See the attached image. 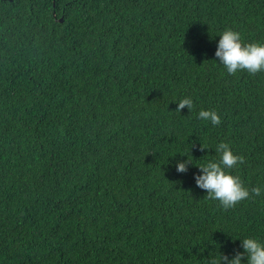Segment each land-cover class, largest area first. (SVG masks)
Masks as SVG:
<instances>
[{
	"label": "trees",
	"instance_id": "16d2710c",
	"mask_svg": "<svg viewBox=\"0 0 264 264\" xmlns=\"http://www.w3.org/2000/svg\"><path fill=\"white\" fill-rule=\"evenodd\" d=\"M229 29L264 45V0H0V264H208L264 242V191L225 211L195 182L225 142L264 189V72L228 74Z\"/></svg>",
	"mask_w": 264,
	"mask_h": 264
},
{
	"label": "clouds",
	"instance_id": "9594fccd",
	"mask_svg": "<svg viewBox=\"0 0 264 264\" xmlns=\"http://www.w3.org/2000/svg\"><path fill=\"white\" fill-rule=\"evenodd\" d=\"M215 56L230 75H235L238 71H247L250 75L264 72V45L242 43L238 31L229 29L222 33ZM185 107L189 111L194 107L190 97L178 102L176 112H180ZM198 116L199 119L210 122L213 126L222 123L219 113L214 109H202ZM216 152L219 153V159L199 166L202 175L195 176L196 186L207 192L208 199L218 201L227 211L234 209L245 200L261 196L264 189L259 186L245 187L239 176H234L228 171L244 164L246 162L244 156L234 154L230 145L225 142L217 145ZM189 165H193L190 159L177 162V173H186ZM241 247L243 252L237 251L232 258L220 254L219 259H209L208 264H242L245 259L247 264H264V242L257 238H245L241 240Z\"/></svg>",
	"mask_w": 264,
	"mask_h": 264
}]
</instances>
